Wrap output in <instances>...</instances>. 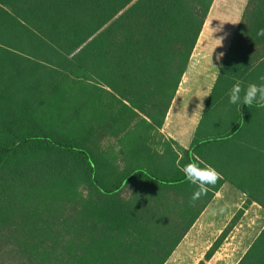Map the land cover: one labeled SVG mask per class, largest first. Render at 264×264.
<instances>
[{"label":"trees","instance_id":"16d2710c","mask_svg":"<svg viewBox=\"0 0 264 264\" xmlns=\"http://www.w3.org/2000/svg\"><path fill=\"white\" fill-rule=\"evenodd\" d=\"M212 2L0 0V264L165 263L189 226L154 230L190 185L185 162L111 167L105 141L140 115L161 127ZM261 29L264 0H248L228 87L264 62ZM205 143L249 162L235 181L219 171L264 210V106L241 105ZM237 264H264V227Z\"/></svg>","mask_w":264,"mask_h":264},{"label":"crops","instance_id":"0c3cea01","mask_svg":"<svg viewBox=\"0 0 264 264\" xmlns=\"http://www.w3.org/2000/svg\"><path fill=\"white\" fill-rule=\"evenodd\" d=\"M247 2L248 0H213L191 53L187 69L181 78L161 127L158 130H147L146 124L140 119L142 118L146 122L149 120L140 115L139 119H133L130 127L121 135L108 138L105 141V148L107 160L111 167L116 165L120 169H125L132 165L150 162H154L156 165L162 162L164 167L168 164L170 170H173L172 158L174 156L175 165H178L179 162H185V164L189 162L187 158L185 159L183 151H188V158L192 155L202 164L201 167L207 166L204 165V162H211V158L215 156L212 153L221 149L223 143H216V145L211 146L205 143L206 139L210 136L223 134L231 128L235 114L241 107L240 104L234 105L227 102L224 105L227 106L224 108V112L228 111L227 108H232V122L224 124L225 122L221 121L217 107L221 106L224 101H229L228 92L232 85L228 87L231 80L228 77L219 78L220 70L223 67ZM220 53H224V55L217 59ZM236 81L241 83L239 80ZM248 82V84L253 83ZM135 125H137L136 129L134 128ZM146 132L149 139L145 143L139 142L142 135H146ZM195 142L196 145H193ZM193 149L197 151L189 154V150ZM219 152L220 150H218ZM201 157L204 158L201 159L202 161L199 160ZM222 172L219 171L222 179L215 187L209 188L207 195L202 197L203 199L198 200L195 206L189 204V209L191 208L193 211L185 224V226H189V231L187 230L182 236L164 264H170V261L173 258H178L180 254L184 258L189 256V259H195L193 264H210L213 260L216 262V259L217 263L220 262L216 255L221 250L222 243L210 259L205 260L204 258L219 236H216L212 242L205 243V239L198 229L199 227H208L211 225L210 220H215L213 211L219 210L217 204L221 195L228 192L227 194L233 196L234 190L246 195L236 188L231 181L226 180ZM232 180L235 181L236 179L232 178ZM243 211L244 209L240 210L241 213ZM234 218L235 215L227 226ZM237 222L238 220L235 221L234 226ZM253 241L242 251L235 264L239 262Z\"/></svg>","mask_w":264,"mask_h":264},{"label":"rangeland","instance_id":"374dc122","mask_svg":"<svg viewBox=\"0 0 264 264\" xmlns=\"http://www.w3.org/2000/svg\"><path fill=\"white\" fill-rule=\"evenodd\" d=\"M261 75H264V62L255 67L248 76L245 78H240V84L242 88H246L249 85L248 82H243L244 80L260 84L261 81L258 78ZM227 102L229 103L227 100L224 101L221 106L217 107L220 113V119L221 121L225 122L224 124H229L230 121L232 122L231 118L233 115L231 107L227 108V112H224V108L227 107L224 105L227 104ZM230 149V153H232L234 149L233 145L230 147ZM219 150L221 156L218 157L215 154V156L211 158V162H205V166L211 165L218 172L220 169L224 172L226 170V174H228V177L230 178H236L237 173H239L241 169L248 167L249 162L247 160L242 162L241 160H238V156H235L234 154L232 156H227L223 149ZM119 163L121 162L119 161ZM108 171L111 172L110 165ZM108 171L104 170L105 176H108ZM194 190L195 186L187 184L183 198H175L171 200L170 207L168 209L169 212L165 213L164 211L159 226H156V229L154 230L155 234H161L165 232L170 226L174 227V232H176V229L181 227V224L185 225L188 222L193 212L191 208L189 209V198ZM250 192H252V190ZM227 193L221 195L220 201L217 204L219 206V210L215 212L213 211V218L215 220H210L211 225L208 227H199L198 229L200 234L204 237L205 243L212 242L216 236H220L225 229H228L227 224L234 215L235 218H237L236 220H238L237 224L235 226L233 225V227L226 232L221 242V245L223 246L216 255V258H219L220 262L217 263L216 259V262L213 260L210 264H235L242 251L256 238L257 234H259V232L264 227V210L261 207L257 206L256 204L249 205L248 201H245L247 198L246 195L240 194L235 190L233 196L232 194ZM159 196L160 194L158 193V197ZM242 209H244V211L240 214V210ZM186 212H189V214ZM181 214L184 216H181ZM175 220L177 223H175ZM172 227L170 228L173 229ZM231 249H234V251H231ZM194 261L195 259H189V256L184 258L180 254L178 255V258H173L170 261V264H193Z\"/></svg>","mask_w":264,"mask_h":264},{"label":"clouds","instance_id":"9594fccd","mask_svg":"<svg viewBox=\"0 0 264 264\" xmlns=\"http://www.w3.org/2000/svg\"><path fill=\"white\" fill-rule=\"evenodd\" d=\"M258 35H264V29L258 32ZM224 53H220L217 59L222 57ZM261 83H251L246 88H242L239 82L234 83L229 89V103L240 104L251 107L253 104L264 106V75L258 78ZM243 93V95H242ZM185 179L193 186L195 190L189 198V203L195 206L196 202L203 196L207 195L210 187L215 185L222 179L221 174L211 165L201 167L198 163L189 162L180 168Z\"/></svg>","mask_w":264,"mask_h":264}]
</instances>
